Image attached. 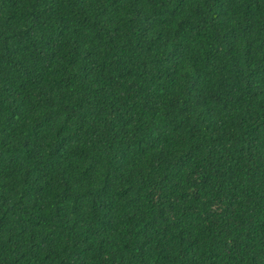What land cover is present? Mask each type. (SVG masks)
<instances>
[{
    "label": "trees",
    "instance_id": "1",
    "mask_svg": "<svg viewBox=\"0 0 264 264\" xmlns=\"http://www.w3.org/2000/svg\"><path fill=\"white\" fill-rule=\"evenodd\" d=\"M0 264H264V0H0Z\"/></svg>",
    "mask_w": 264,
    "mask_h": 264
}]
</instances>
